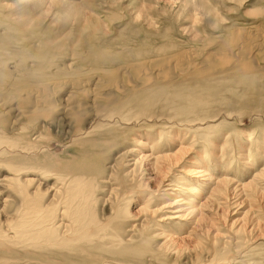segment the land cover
<instances>
[{"label":"bare ground","instance_id":"bare-ground-1","mask_svg":"<svg viewBox=\"0 0 264 264\" xmlns=\"http://www.w3.org/2000/svg\"><path fill=\"white\" fill-rule=\"evenodd\" d=\"M254 10L246 9L244 13L249 16ZM32 23L20 18L11 23L0 18V164L7 168H0V264H179L177 259L181 257L184 264H264V258L257 263L243 259L247 252L240 237L257 229L256 217L252 222L230 226L227 233L234 241L232 245L213 229L214 206H224L226 193L235 188L219 184L202 168L201 162L192 163V169L187 171L190 181L174 185L166 178L183 161L184 146L179 143L177 149L168 154L162 143L156 144L150 134L140 133L142 128L151 132V125L141 122L151 123L156 118L149 112L156 102L173 111V117L180 120L178 123L189 125L219 110L215 104H205V95L264 77V35L258 32V25L250 23L237 29L236 38L225 43L220 38L210 39L202 49L190 47L191 50L176 54L158 55L151 63L132 59V55L138 56L144 51L138 47L124 45L119 46L117 52H110L93 45L91 36L74 38L70 43L67 41L69 32L54 41L47 32L34 31ZM19 29L27 36L21 38L24 44L20 41L16 45L27 46L29 55L11 58L10 53L3 52L6 35ZM92 31L93 37L100 34L101 25L94 23ZM35 40L55 51L54 55L62 56L61 63L55 62L47 52L42 53V49L33 48ZM116 61L119 62L112 65ZM8 63L12 66L7 71L27 80L15 81L13 76L11 80L15 82H10L6 78L9 73L4 75L1 70ZM58 76H68L71 80L61 84ZM48 77H55L54 81ZM263 99L261 95L257 101L261 103ZM35 124L38 131L32 133ZM45 128L59 129L61 136L70 141L64 161L65 179L56 185L51 195L39 188L37 179L29 177L32 171L18 160L21 157H12L13 165L2 162L9 149L5 134L16 132L22 144H30L38 140ZM24 132H28L27 140L22 138ZM123 142L138 148L128 151L136 159L120 165L126 163L125 169L122 167L116 174L119 183L110 189L106 200L114 194L117 197V191L122 198L146 193L138 211L147 216L140 224L128 227H121L112 218L95 220L88 213L90 202L95 201V186L101 183L99 176L103 170L99 158ZM16 145L19 151H25V147L17 142ZM155 150L159 151L154 154ZM142 165L150 173L145 179V174L138 177ZM115 167L113 164L107 169L113 171ZM154 176H159L160 181L157 178L158 188L152 193L148 184ZM260 184L264 188V180ZM257 187L244 184L250 197L257 194ZM174 191L179 195L168 198L155 210L171 208L177 214L158 221L187 219L188 235L199 230V241L190 249L178 247L175 245L178 237L167 234L159 246L150 248L148 221L155 212L150 208L151 198L157 194L169 197ZM199 191L203 195L210 191V195L200 201L203 196ZM207 222L209 224L204 226ZM164 234L161 230L157 236ZM188 235L179 239L181 243ZM204 240H208L210 248L201 247L200 242ZM223 249L228 255L223 251L219 256L218 251Z\"/></svg>","mask_w":264,"mask_h":264},{"label":"rangeland","instance_id":"rangeland-1","mask_svg":"<svg viewBox=\"0 0 264 264\" xmlns=\"http://www.w3.org/2000/svg\"><path fill=\"white\" fill-rule=\"evenodd\" d=\"M4 5H7V8ZM246 9L255 10L248 16L244 13ZM14 17L24 19L28 23L32 20L33 23L30 26L34 28H32L34 31L39 29L47 32L54 41L69 32L71 35L68 36L70 39L67 41L70 43L74 41L72 40L74 38L85 39L91 36L93 45L108 49L110 52H117L124 45L138 47L144 51L139 52L138 56L132 55V59L148 60L151 63L155 62L159 56L187 51L190 47L192 50L202 49L204 48L202 46L207 45L210 39L213 41L220 38L225 43L231 38H236L237 29L250 23L258 25V32L264 35V0H0V18L5 22L14 23ZM94 23L101 25V31L93 37L91 33ZM70 28L72 29L69 30ZM21 32L25 31L19 29L16 33L9 32L6 35L3 52L10 53L11 58L29 55L26 54L30 50L27 46L16 45L20 41L25 43V40L21 38H26L27 35ZM129 43L131 45H128ZM34 44L36 46L34 45L33 48L42 49V53L47 52L46 54L54 57L55 62L61 63L63 60L62 56L60 58L54 55L55 51H50L36 40ZM107 45L109 48L105 47ZM29 47L32 46L29 45ZM11 66L12 63H8L1 67L4 75L9 73V77L6 75V78H9L10 82L27 80L7 71ZM49 71L46 72L49 73ZM54 78L47 79L54 81ZM67 80L71 79L68 76L57 77V81L61 84ZM261 95H264V77L254 82L243 85L234 84L220 91L217 90L209 96L205 95L204 101L205 104L219 106V110L189 125L178 123L180 120L173 117V111L160 107L158 105L160 102H156L149 110L151 115L155 114L156 118L151 120V123L145 120L141 122L144 125H151V132L147 128H142L143 131L140 132L150 134L151 140L153 138L156 144L162 143L165 153L168 154H172L179 143L184 146L183 161L166 178L174 185L181 181L184 184L190 181L186 175L187 171L192 169V163L201 162L202 168L217 179L219 184L235 188L226 193L227 200L224 206H214L216 217L213 218L215 222L213 229L232 245L234 241L228 238L227 233L230 226L252 222L256 217L257 229L240 237L241 244L247 252L243 259H252L254 263L264 258V190L261 191V188H264L260 184L264 180V174H261V171L264 172V99L261 103L257 101ZM193 124L194 126H191ZM37 126L38 124H35L32 133L38 131ZM115 127L121 128V126ZM41 133L38 140L30 144H22L16 132L5 134L3 137L9 143V149L2 162L5 165H13L12 157H21L18 160L32 171L29 172V177L37 179L39 188L51 195L56 185L65 179L64 161L67 159L66 151L70 141L61 136L59 129L45 128ZM157 133H164L165 136L161 137ZM27 134L28 132H24L22 138L27 140L29 137ZM16 142L25 147V151H19ZM136 150L138 148L134 144L123 142L101 155L99 158L100 167L103 170L99 176L101 183L98 187L95 186V201L89 204L90 217L102 221H110L112 218L113 221L121 224V227H128L140 224L141 220L147 216L138 211L146 197L144 191L141 194L138 193V197L123 196V198L117 191L119 193L117 197L114 194L108 199L109 201L106 200L110 189L119 183L116 174L122 167L124 168L126 163L120 165L124 161L130 162L136 159L133 157L134 154L128 151ZM158 151L155 150L154 154ZM113 164L116 165L113 171L108 170L107 168ZM142 167V173H139L138 177L145 174L144 177L142 176L145 179L150 173L145 165ZM0 168L7 169L2 163ZM154 177L156 180L153 179L148 184L149 191L152 193L158 188L157 180L160 181L159 176ZM249 183L252 187L258 186L254 198L250 197L251 193L248 189H244V184ZM120 188L122 186L119 190ZM199 192L203 196L200 201H205L210 195V191H206L204 195L201 191ZM176 193V191L171 192L169 197L157 194L156 197L151 198L150 208L152 210L157 209L156 206L160 208L168 198L174 199L179 195ZM174 211L175 209L165 208L155 210L151 215L148 221V229L151 232V241L148 244L150 248L159 246L162 243V237L167 234L178 237L175 241L178 247L190 249L198 243L199 230L188 235L190 228L187 219L158 221V219L177 214L173 213ZM206 224L209 223H205L204 226ZM161 230L165 234L157 236ZM186 235L189 236L188 239L181 243L179 239ZM207 241L200 242L201 247L206 245L202 247L203 249L210 248L211 244ZM223 251L227 252L223 249L218 251V255L221 256ZM177 262L184 264L185 260L181 257L177 259ZM191 264L194 263L191 262ZM239 264H249V262Z\"/></svg>","mask_w":264,"mask_h":264}]
</instances>
